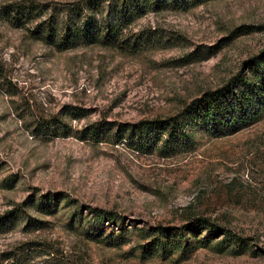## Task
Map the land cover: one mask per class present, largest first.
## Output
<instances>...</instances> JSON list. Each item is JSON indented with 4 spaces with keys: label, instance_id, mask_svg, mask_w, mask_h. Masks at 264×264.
<instances>
[{
    "label": "rangeland",
    "instance_id": "rangeland-1",
    "mask_svg": "<svg viewBox=\"0 0 264 264\" xmlns=\"http://www.w3.org/2000/svg\"><path fill=\"white\" fill-rule=\"evenodd\" d=\"M133 30L137 50L57 51L0 23V223L17 213L0 226V264H264V114L224 135L190 124L165 147L126 131L254 73L264 0L148 12ZM26 105L69 110L70 132L31 134L14 112ZM98 127V140L76 134Z\"/></svg>",
    "mask_w": 264,
    "mask_h": 264
},
{
    "label": "trees",
    "instance_id": "trees-1",
    "mask_svg": "<svg viewBox=\"0 0 264 264\" xmlns=\"http://www.w3.org/2000/svg\"><path fill=\"white\" fill-rule=\"evenodd\" d=\"M205 1L208 0H72L57 4L14 0L0 4V23L24 29L30 38L57 51L81 45H99L120 50L131 47L137 50L142 44L140 39L144 38L133 30L138 19L148 12L189 10ZM160 38L163 40V36ZM253 62L254 73L235 75L226 85L192 99L176 115L128 125L126 131L132 137L131 142L149 145L154 141L165 147L183 135L188 125L201 123L207 125L212 133L224 135L232 128L239 130L243 121L264 114V57ZM20 107L15 108L14 112L22 120H25V115L28 116L25 126L31 134L50 138L70 132L68 129L71 128L64 119L70 114L69 110L60 115L45 117L40 111H32L29 105L26 108L23 106L24 109ZM20 111H26L24 117L23 113L19 115ZM73 114L75 117L81 116ZM101 129H76V134L86 131V134L80 135L81 138L92 137L98 140L103 133ZM14 214L17 213L8 212V216L3 218L6 221L2 220L0 226L6 225V222L12 223ZM192 222L199 229L215 231L221 228L226 237L244 244V238L235 236L210 218L196 217ZM158 242L161 244L163 240Z\"/></svg>",
    "mask_w": 264,
    "mask_h": 264
}]
</instances>
